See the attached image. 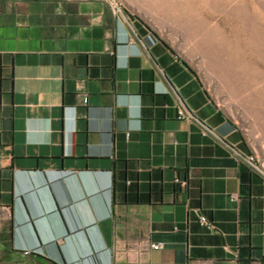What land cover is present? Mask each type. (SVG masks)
I'll use <instances>...</instances> for the list:
<instances>
[{
	"label": "crops",
	"instance_id": "1",
	"mask_svg": "<svg viewBox=\"0 0 264 264\" xmlns=\"http://www.w3.org/2000/svg\"><path fill=\"white\" fill-rule=\"evenodd\" d=\"M250 156L264 94L106 0H0V264H264Z\"/></svg>",
	"mask_w": 264,
	"mask_h": 264
},
{
	"label": "rangeland",
	"instance_id": "2",
	"mask_svg": "<svg viewBox=\"0 0 264 264\" xmlns=\"http://www.w3.org/2000/svg\"><path fill=\"white\" fill-rule=\"evenodd\" d=\"M176 48L219 100L264 94V0H121Z\"/></svg>",
	"mask_w": 264,
	"mask_h": 264
},
{
	"label": "built area",
	"instance_id": "3",
	"mask_svg": "<svg viewBox=\"0 0 264 264\" xmlns=\"http://www.w3.org/2000/svg\"><path fill=\"white\" fill-rule=\"evenodd\" d=\"M106 1L108 2V4H109V6H110V8H111V10H112L113 13H115V14L116 13H122V11H123V5H122V1L121 0H106ZM178 117L179 118L185 117L182 108H179V116ZM248 161H249V163L252 165V167L255 170H257V171H259V172H261V173L264 174L262 168L259 165H257L256 163H254V157L253 156H250L249 159H248ZM175 181L179 182L180 179L179 178H176ZM199 221H200V224L201 225H205L207 227H211L210 223L207 221V219H206L205 216L200 215ZM149 246L152 249H160V248L163 247V243L162 242H150L149 243Z\"/></svg>",
	"mask_w": 264,
	"mask_h": 264
},
{
	"label": "water",
	"instance_id": "4",
	"mask_svg": "<svg viewBox=\"0 0 264 264\" xmlns=\"http://www.w3.org/2000/svg\"><path fill=\"white\" fill-rule=\"evenodd\" d=\"M4 249H7L6 247H4ZM13 251V250H12ZM13 252H15V251H13Z\"/></svg>",
	"mask_w": 264,
	"mask_h": 264
}]
</instances>
